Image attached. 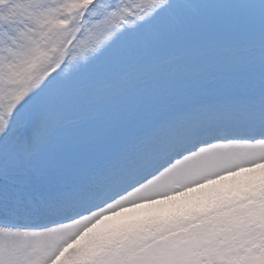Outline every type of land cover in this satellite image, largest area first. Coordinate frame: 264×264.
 Segmentation results:
<instances>
[{"label": "snow or ice", "instance_id": "obj_1", "mask_svg": "<svg viewBox=\"0 0 264 264\" xmlns=\"http://www.w3.org/2000/svg\"><path fill=\"white\" fill-rule=\"evenodd\" d=\"M0 264H264V0H0Z\"/></svg>", "mask_w": 264, "mask_h": 264}]
</instances>
